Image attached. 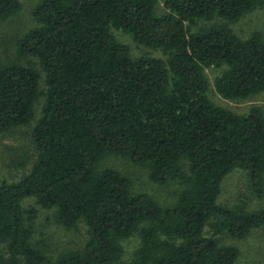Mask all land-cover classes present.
<instances>
[{
	"label": "trees",
	"instance_id": "trees-1",
	"mask_svg": "<svg viewBox=\"0 0 264 264\" xmlns=\"http://www.w3.org/2000/svg\"><path fill=\"white\" fill-rule=\"evenodd\" d=\"M40 0L37 25L18 41L17 59L0 64V132L32 123L35 162L17 182L0 184V264H234L236 246L264 225V208L218 199L225 177L247 171L264 197V111L235 113L213 102L205 69L216 67L217 92L227 99L264 93V35H238L214 23L192 32L187 23L221 17L237 22L264 0ZM0 0V20L23 9ZM121 30L167 59L130 55L112 33ZM36 57L45 73L29 61ZM110 154L144 166L158 184L175 181L177 199L164 206L131 189L125 174L100 168ZM55 209L68 228L84 222L80 249L51 259L32 241L36 210L25 198ZM210 224L211 237L204 234ZM140 246L122 259L123 239Z\"/></svg>",
	"mask_w": 264,
	"mask_h": 264
},
{
	"label": "rangeland",
	"instance_id": "rangeland-1",
	"mask_svg": "<svg viewBox=\"0 0 264 264\" xmlns=\"http://www.w3.org/2000/svg\"><path fill=\"white\" fill-rule=\"evenodd\" d=\"M40 0H23V9L14 16L0 20V64L17 59V45L21 36L37 25L33 11ZM157 11H167L164 0H159ZM228 24L238 35L246 38L253 31L259 30L264 35V7L258 8L239 19L230 22L221 17L210 21L198 20L189 24L190 30L195 32L200 27L210 24ZM112 33L123 44L127 45L130 55L134 58L141 56L159 57L167 59L168 53L162 48L148 47L135 41L131 35L112 28ZM23 63L31 61L40 72V87L46 89L45 73L39 59L29 57L20 60ZM209 81L208 95L216 104L223 106L235 113L246 114L253 106H260L264 111V93H259L248 98L227 99L216 90L215 80L220 75L221 69L208 67L205 69ZM44 96L36 103L35 118L32 123L18 126L6 132H0V184L2 182H17L31 170L37 157V150L33 141V128L41 115ZM100 168L115 169L131 180V189L134 192L142 191L150 194L164 206H171L177 199L180 186L175 181L158 184L150 179L146 167L132 162L118 155H108L100 164ZM220 204L235 206L244 204L248 209L264 208V197L259 198L249 186L248 173L243 169H235L229 173L222 184V191L218 199ZM23 207L26 210H36L33 220L32 241L38 245L51 259H56L61 253L69 250L80 249L87 240V227L80 222L77 227L68 228L55 218V209L41 206L35 197L25 198ZM204 234L213 235L210 224L206 226ZM224 244L236 246L239 250L238 258L234 264H264V225L251 230L245 238H233L227 234L221 235ZM124 253L122 259L129 261L140 246V237L137 233L123 239Z\"/></svg>",
	"mask_w": 264,
	"mask_h": 264
}]
</instances>
